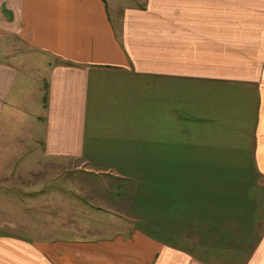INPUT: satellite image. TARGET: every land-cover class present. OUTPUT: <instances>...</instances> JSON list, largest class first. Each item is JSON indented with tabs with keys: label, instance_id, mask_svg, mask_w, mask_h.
<instances>
[{
	"label": "crops",
	"instance_id": "0c3cea01",
	"mask_svg": "<svg viewBox=\"0 0 264 264\" xmlns=\"http://www.w3.org/2000/svg\"><path fill=\"white\" fill-rule=\"evenodd\" d=\"M19 135L25 166L153 189L104 252L0 233V264H264V0H0V149Z\"/></svg>",
	"mask_w": 264,
	"mask_h": 264
},
{
	"label": "rangeland",
	"instance_id": "374dc122",
	"mask_svg": "<svg viewBox=\"0 0 264 264\" xmlns=\"http://www.w3.org/2000/svg\"><path fill=\"white\" fill-rule=\"evenodd\" d=\"M44 93L43 84V102ZM19 141L20 135L1 144L0 233L39 244L90 245L93 253L103 242L128 237L142 227L128 207L133 194L153 189V182L142 181L141 175H129L130 183L117 182L106 176L112 171L93 173L76 160L44 159L25 166L30 151L21 149ZM138 204L139 200L130 209ZM149 224L153 226L154 220ZM78 248L71 247L75 255Z\"/></svg>",
	"mask_w": 264,
	"mask_h": 264
},
{
	"label": "trees",
	"instance_id": "16d2710c",
	"mask_svg": "<svg viewBox=\"0 0 264 264\" xmlns=\"http://www.w3.org/2000/svg\"><path fill=\"white\" fill-rule=\"evenodd\" d=\"M152 220H153V219H150L149 221H147V223H148L147 225H148V226H150L149 222H151ZM150 227H151V226H150ZM147 232H149V231L147 230ZM150 232L153 234L154 230H152V231H150Z\"/></svg>",
	"mask_w": 264,
	"mask_h": 264
}]
</instances>
